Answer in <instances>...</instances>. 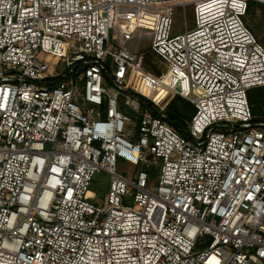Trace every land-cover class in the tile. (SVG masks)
Here are the masks:
<instances>
[{"label": "built area", "instance_id": "built-area-1", "mask_svg": "<svg viewBox=\"0 0 264 264\" xmlns=\"http://www.w3.org/2000/svg\"><path fill=\"white\" fill-rule=\"evenodd\" d=\"M251 1L0 0V264H264ZM176 95L196 107L188 136L166 119Z\"/></svg>", "mask_w": 264, "mask_h": 264}, {"label": "rangeland", "instance_id": "rangeland-1", "mask_svg": "<svg viewBox=\"0 0 264 264\" xmlns=\"http://www.w3.org/2000/svg\"><path fill=\"white\" fill-rule=\"evenodd\" d=\"M261 3V2H260ZM193 3H190L186 9H180L175 15V26L178 28V31H183L185 28L194 26V14H193ZM155 16L149 14L146 10H141L139 12V24L141 26L153 27ZM246 22L249 27L252 29L254 34L264 45V3L257 4L254 6V11L250 12L246 17ZM119 39H124V36L119 34ZM128 46L132 50H137L145 55V60L147 57H150L152 60H155V57L151 51L149 39L145 36H140L139 34L132 37ZM153 62V61H152ZM259 113L256 117H264V102L258 103ZM254 114V113H253ZM119 170L122 171L124 168H128L127 164L119 162ZM161 164H157L155 168L147 169L153 184L158 183V178L160 174ZM131 170H133L131 168ZM110 175L103 171H97L93 178L91 185L92 197L91 201L95 204L104 205L107 203V193L110 189Z\"/></svg>", "mask_w": 264, "mask_h": 264}, {"label": "trees", "instance_id": "trees-1", "mask_svg": "<svg viewBox=\"0 0 264 264\" xmlns=\"http://www.w3.org/2000/svg\"><path fill=\"white\" fill-rule=\"evenodd\" d=\"M257 4H261L257 1H251L248 7V13L254 11V6ZM246 15V17H247ZM245 17V20H246ZM153 60L150 57H147L146 66L150 70H154ZM249 102L252 107V111L254 115L259 113L258 103L264 102V86L254 87L248 92ZM196 112L195 105L184 98L183 96L176 95L168 104L166 108V119L167 121L173 125L181 134L184 136L189 135V122L191 121L193 115ZM258 119H263L264 117H256Z\"/></svg>", "mask_w": 264, "mask_h": 264}]
</instances>
